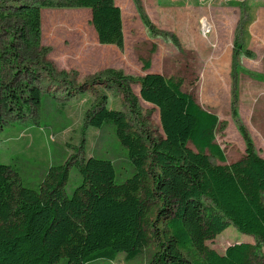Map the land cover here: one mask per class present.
<instances>
[{
	"label": "trees",
	"instance_id": "1",
	"mask_svg": "<svg viewBox=\"0 0 264 264\" xmlns=\"http://www.w3.org/2000/svg\"><path fill=\"white\" fill-rule=\"evenodd\" d=\"M133 2L145 27L158 33L142 0ZM45 8L90 9L100 45L125 51L115 0H0V28H9L3 29L9 42L0 59L13 74L0 87V125L1 112L25 120L42 109V80L70 87V95L97 86L116 90L127 111L110 109L103 94L87 111L85 126L113 125L135 173L119 183L114 164L87 158L82 144L65 163L50 168L36 190L25 187L0 159V264H95L123 254L132 260L153 244L155 264H264V158L238 117L236 101L233 118L245 153L227 164L216 142L224 126L218 115L185 92L181 78L149 72L151 59L139 58L146 73L141 77L106 69L78 88L66 71L58 73L48 59L53 48L42 46ZM243 53L251 56L237 31L234 59ZM139 98L159 110L162 137L150 131ZM211 157L226 164H214ZM73 168L82 183L70 196L66 187ZM231 226L256 243L236 241L224 254L207 245Z\"/></svg>",
	"mask_w": 264,
	"mask_h": 264
},
{
	"label": "rangeland",
	"instance_id": "2",
	"mask_svg": "<svg viewBox=\"0 0 264 264\" xmlns=\"http://www.w3.org/2000/svg\"><path fill=\"white\" fill-rule=\"evenodd\" d=\"M145 1L153 12V20L150 19L158 33H150L140 20L125 22L127 50L118 56L114 69L141 77L146 73L139 58H144L152 60L149 72L181 78L184 91L204 109L218 115L224 124L217 133L216 142L224 150L227 164L237 161L245 153L243 135L233 118L235 100L238 117L256 151L264 158V0ZM123 2L125 4V0ZM91 14L87 8H45L42 9V23L45 27L46 20L49 23L53 17L62 19L67 25L82 19L94 30ZM5 28H0V54L9 42ZM71 31L63 29L55 36L51 33L48 39L43 36L42 46L54 48L56 45L55 53L52 49L48 59L55 64L58 73L66 71L67 79L78 88L89 83L94 75L84 77L73 65L74 55H66L63 43ZM237 31L244 49L251 56L243 53L234 59ZM70 44L65 42L66 47ZM107 47L93 43L86 53L92 54L96 61L106 62L113 59L112 54L101 51L110 55L107 57L99 51ZM153 47L156 48L154 53ZM12 79L11 69L0 59V87ZM41 88L43 107L31 117L18 120L1 112L0 159L18 172L25 187L39 189L50 168L65 163L82 144H85L87 158L107 159L114 164L119 183L134 175L128 152L117 139L114 126L108 124L100 130L85 126L87 111L103 94L108 95L110 109L127 111L120 92L97 86L93 90L88 88L89 91L83 94L70 95V87H56L45 80L41 81ZM133 90L140 95L138 84L133 85ZM139 106L150 131L155 137H162L159 110L141 98ZM211 161L217 165L226 164L213 157ZM81 183L78 171L71 169L66 187L68 195L71 196ZM236 241L256 243L253 236L231 226L207 245L224 254ZM157 251V245L153 244L135 259L128 260L123 254L115 262L95 264H155ZM262 251L264 253V247ZM65 263L63 260L60 264Z\"/></svg>",
	"mask_w": 264,
	"mask_h": 264
},
{
	"label": "crops",
	"instance_id": "3",
	"mask_svg": "<svg viewBox=\"0 0 264 264\" xmlns=\"http://www.w3.org/2000/svg\"><path fill=\"white\" fill-rule=\"evenodd\" d=\"M116 5L121 8L122 11V19H123V25L125 22H136L137 20L141 21V18L138 14V11L136 9V6L133 2V0H125V4L123 0H115ZM144 8L149 15V17L153 20V12L151 11V8L149 5L146 3L145 0H142ZM54 20L50 21L48 23V19L44 20L46 23V26H43L42 23V31H43V36L45 38H49L50 34L52 33V36L58 35L61 30L63 29H68L72 30L69 34L68 37L64 40L63 46L64 49L66 50V55L71 56L74 55V60L73 65H75V68L83 74L84 77H89L93 76L96 73H100L106 69H114L116 67L115 65L117 64V58L119 55H122L124 52L126 53V42H125V51L121 52L117 47L111 46L104 48L103 50H100L103 52H108L112 54L113 59L112 60H107L106 62H100L96 61L94 56L92 54L87 55L86 50L90 47V44L96 43L97 45H100L97 33L94 30H91L88 26V24L85 22V20L82 19H77L79 21H76L74 24H69L67 22L62 21V19L53 17ZM142 22V21H141ZM62 24V25H60ZM45 29V31H44ZM57 29V32L55 30ZM124 34L125 38L127 36L126 34V28L124 26ZM69 41L71 44L69 47L65 46V42ZM54 53L56 51V45L54 46ZM104 55V54H102ZM107 57H110V55H104ZM70 68V67H69ZM117 70V69H116Z\"/></svg>",
	"mask_w": 264,
	"mask_h": 264
},
{
	"label": "bare ground",
	"instance_id": "4",
	"mask_svg": "<svg viewBox=\"0 0 264 264\" xmlns=\"http://www.w3.org/2000/svg\"><path fill=\"white\" fill-rule=\"evenodd\" d=\"M207 27V26H206Z\"/></svg>",
	"mask_w": 264,
	"mask_h": 264
}]
</instances>
